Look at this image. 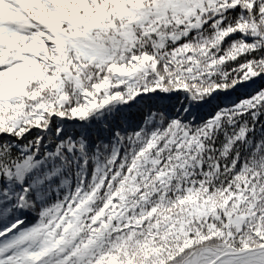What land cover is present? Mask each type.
<instances>
[{
  "label": "snow or ice",
  "instance_id": "6c2138e0",
  "mask_svg": "<svg viewBox=\"0 0 264 264\" xmlns=\"http://www.w3.org/2000/svg\"><path fill=\"white\" fill-rule=\"evenodd\" d=\"M0 264H264V0H0Z\"/></svg>",
  "mask_w": 264,
  "mask_h": 264
}]
</instances>
